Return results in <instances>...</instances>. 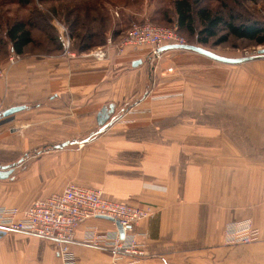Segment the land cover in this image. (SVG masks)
<instances>
[{
    "label": "crops",
    "instance_id": "obj_1",
    "mask_svg": "<svg viewBox=\"0 0 264 264\" xmlns=\"http://www.w3.org/2000/svg\"><path fill=\"white\" fill-rule=\"evenodd\" d=\"M104 48L28 54L11 67L0 61V110L26 106L0 119V165L28 154L0 180V204L29 206V196L14 200L32 191L27 180L41 190L36 199L70 183L100 188L154 208L135 230L145 264H264V88L237 87L247 79L241 64L195 52L166 51L150 77L148 50ZM103 110L109 117L100 124ZM247 219L258 241L226 244L225 226ZM114 226L98 218L77 229V264H133L84 244L88 228ZM24 235L31 238L0 228V264H61L39 237Z\"/></svg>",
    "mask_w": 264,
    "mask_h": 264
},
{
    "label": "rangeland",
    "instance_id": "obj_2",
    "mask_svg": "<svg viewBox=\"0 0 264 264\" xmlns=\"http://www.w3.org/2000/svg\"><path fill=\"white\" fill-rule=\"evenodd\" d=\"M23 1L25 0H0V12H1L0 17L2 16L1 19L3 21L7 20V22H12L15 19H23L27 21L28 23H30L29 19H31L32 16H33V19L36 18L35 12L39 11L43 17L42 21L44 22V30L41 28L42 22L39 23L40 26L38 28H34L33 34L36 39L35 42L36 43L39 42L41 38L43 40L48 39L46 36L47 31H48L47 28L51 24L55 28V32L60 37L63 43V46H64L63 52L59 53L60 55L65 56V54L68 53L76 57H80L83 54L89 55L92 52L101 51L105 49L104 47H107V46L108 48L112 47L114 49L115 45H118L120 41L122 42L126 38V35L128 34L129 30L134 25H144L147 23H151V24L158 25L160 27L170 28L174 30L177 33V35L181 37V39H183L185 44L201 46L216 54H219L225 57H230V58H242L246 56L258 57V59H255L254 61L239 65V68L241 67L240 70L246 73L245 78L247 79H245L243 83H241L237 87L255 88V89L264 88V79H262V76H261L262 73H264V54H261V55L258 54V51L261 49H264V46H257L252 42L249 43L244 40L236 39L231 35L226 36L227 34L226 32L220 33L219 36L211 39L210 42L207 44L198 43L200 39L198 35L190 36L185 30H182V31L179 30L178 23L174 19L175 12L173 10L174 7H173L172 0H66L63 2H55L54 0H27L30 4L25 3ZM195 6L209 8L210 10L212 9L216 13L226 18L227 21L230 19V17L233 16L238 21L236 23L249 22V23L264 24V0H200V2L196 4ZM52 9H58L59 13L56 16L52 15L50 13V11L52 12ZM70 11H72L73 13L70 14L69 13ZM164 14H167V18H170L172 21L169 23H166L164 21L165 19ZM76 16H78L77 17L78 19H75ZM79 19H80V22H79ZM160 20H163V21H160ZM0 24H1V21H0ZM46 26L47 28H45ZM114 28L115 30H118V32L115 35L113 34ZM103 29L106 30L105 35L104 34L102 36L96 35V37L92 38V40L86 39V35L90 33L93 34V32L100 33V31H102ZM103 37L106 38V41L104 44H102L101 46H93L91 50L83 52L89 44L98 45L104 42L102 41ZM223 37H227V38L225 40H221V38ZM221 41H224V42H221ZM43 43H44V46H38V48H37V45L31 46L28 49V51L30 52L29 54L32 55V54L49 53V54L55 55L53 54L55 53V50H48L46 48L47 44L45 42ZM164 53L165 52L155 57V53L151 55L149 52L148 56H150V60L147 58L146 62L149 65L150 77H152L154 71L157 70L156 68L157 62ZM13 55L17 56L18 58L17 60L20 59V57L17 54H11L8 57L7 56L0 57V61L5 59L7 60L6 61L7 63L5 65H8ZM46 149H50V148L47 146ZM26 157H28V154L27 156H25V158ZM25 162L26 160L23 161L22 164L19 165V167L23 165ZM21 169H18L19 170L18 178L20 180H21L20 176L22 174ZM28 185H30V188H33L31 189L32 191L28 192L32 195H28V193L25 192L21 195H17L14 198L15 201H16V198L18 200H20L21 198L23 199L26 198L25 199L26 201L29 196V199L27 202L35 199L33 202H31V204H33L37 200L45 199L47 197H50L53 194L61 193L64 191L63 190L61 192H54L49 195H46L45 197H40L36 199L35 197H38V195H40L41 190H36L37 188L34 189L33 181L27 180L25 188H27ZM102 192L104 196L111 201L122 203V204L136 207V208H142V209L151 208L154 212V208L151 206H147V205L146 206H133V205H130V204L118 201V200L110 199L105 195L103 190ZM31 204H29V206ZM10 205L11 204L9 203L7 205L0 204L1 207H11ZM12 207H16L20 210L25 209V208H19L16 205H12ZM94 219H98V218H94ZM148 219L149 218L144 219L140 221L138 224H136L134 226L133 232L135 234H138L135 232L136 228L141 222L146 221ZM240 221H244V220H240ZM240 221L233 222V223H238ZM226 226H225V232L227 230ZM92 228H95V227H92ZM115 228L116 227L114 226V229L108 232H113ZM253 229L255 230L254 225H253ZM96 230L101 233H107L106 231L103 232L97 227H96ZM12 233H17V232H12ZM18 234H23V237L27 239L31 238V236L24 235L25 233H18ZM142 236H145V235L143 234ZM37 239L39 240L41 239L40 241H42L43 244H45L47 248H49L50 250H53L55 252V255L59 256L58 250L54 247V245L50 241L43 239V238H37ZM75 239H76V233H75L74 240ZM258 239H259L258 232H256V239L253 241V243L257 242ZM225 243L228 245H235V246L253 244V243L229 244L226 242V239H225ZM13 245H14V248L22 247V246L16 245L15 241ZM142 248H143V245H142ZM70 249H71V246H70ZM59 257H58V260H60L62 264V259ZM144 258L145 257L141 258V261L143 262V264H145Z\"/></svg>",
    "mask_w": 264,
    "mask_h": 264
},
{
    "label": "built area",
    "instance_id": "obj_3",
    "mask_svg": "<svg viewBox=\"0 0 264 264\" xmlns=\"http://www.w3.org/2000/svg\"><path fill=\"white\" fill-rule=\"evenodd\" d=\"M172 44L185 42L174 30L147 23L134 25L114 49L121 55L145 50L152 55L159 48ZM147 58L150 60V56ZM17 59L13 55L7 66L16 64ZM6 70L0 67V78L5 75ZM2 113L0 110V114ZM153 213L151 208H136L111 201L99 188L71 183L63 192L37 200L25 209L0 206V228L46 239L58 250L62 264H77L70 246L75 242L79 226L94 218H110L115 230L101 233L96 228H88L84 244L92 248H106L114 256H132L133 264H143L141 258L145 257V252L138 242V234L133 231L136 224L151 218ZM117 223L122 228L123 237ZM226 229L225 239L229 244L253 243L256 239V231L250 219L229 223Z\"/></svg>",
    "mask_w": 264,
    "mask_h": 264
},
{
    "label": "trees",
    "instance_id": "obj_4",
    "mask_svg": "<svg viewBox=\"0 0 264 264\" xmlns=\"http://www.w3.org/2000/svg\"><path fill=\"white\" fill-rule=\"evenodd\" d=\"M54 1L63 2L66 0ZM193 1L194 0H172L174 7L173 10L175 12L174 19L178 23L179 30H185L190 36L198 35L200 37L198 43L207 44L211 39L219 36L220 33L226 32V36L231 35L236 39L244 40L249 43L252 42L257 46H264V24L249 22L236 23L238 21L233 16L227 21L226 18L212 9L210 10L209 8L195 6L200 0ZM23 2L29 3L27 0ZM50 13L56 16L59 13V10L52 9V12L50 11ZM69 13L72 14L73 12L70 11ZM35 14L36 18L33 19L32 16V18L29 19L30 23L23 19H15L12 22H7V20L3 21L1 19L2 16L0 17V57H8L11 54H17L18 56L23 57L30 53L28 49L31 46L37 45L38 48V46H44L43 42L47 44L46 48L48 50H55V53L53 54L57 55L63 52V43L51 24L48 28V25L45 27L48 29L46 34L48 39L43 40L41 38L39 42H35L36 39L33 34L34 28H38L40 26L39 23L42 22L41 28L44 30V22L42 21L43 17L41 13L37 11ZM77 17L78 16H76L75 19H78ZM164 18L166 23L172 21L170 18H167V14H164ZM117 32L118 30H115L114 28L113 34L115 35ZM103 34H106L105 29L100 31V33L93 32V34L90 33L86 35V39L92 40L96 35L102 36ZM104 37L102 40L104 42L98 45L89 44L83 52L91 50L93 46H101L104 44L106 41V38ZM226 38L227 37H223L221 40H225ZM42 54L52 55L49 53Z\"/></svg>",
    "mask_w": 264,
    "mask_h": 264
},
{
    "label": "water",
    "instance_id": "obj_5",
    "mask_svg": "<svg viewBox=\"0 0 264 264\" xmlns=\"http://www.w3.org/2000/svg\"><path fill=\"white\" fill-rule=\"evenodd\" d=\"M170 50H185V51L195 52V53L200 54L202 56H205L211 60H214V61L222 63V64H227V65H238V64H243V63L251 62V61H254L255 59H258V57H255V56H246V57H242V58L225 57V56L216 54V53H214V52H212L206 48H203L201 46H195V45H190V44H172V45L163 46L157 50L155 57L161 55L163 52L170 51ZM258 54H260V55L264 54V49L259 50ZM141 63H142L141 61H137L134 63V66H137ZM25 109H26V106H16V107L9 108V109L5 110L2 114H0V119L3 117L13 115V114H15L19 111L25 110ZM108 117H109L108 112H106V110H103V112H101L99 114V123L103 124L108 119ZM74 143H77V142L76 141L66 142V143L54 146V149H59V150L64 149V148H66L69 145H72ZM23 161H24V159L21 158L19 161L15 162V163H12L9 165H0V180H8L9 178H11V175L13 174L15 169L20 164H22ZM105 219L111 220L110 218H105ZM117 226L120 229L121 236L123 237V231H122L121 226L118 223H117Z\"/></svg>",
    "mask_w": 264,
    "mask_h": 264
}]
</instances>
